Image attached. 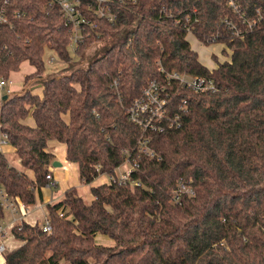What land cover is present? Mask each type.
I'll return each mask as SVG.
<instances>
[{
	"label": "trees",
	"instance_id": "1",
	"mask_svg": "<svg viewBox=\"0 0 264 264\" xmlns=\"http://www.w3.org/2000/svg\"><path fill=\"white\" fill-rule=\"evenodd\" d=\"M238 3L248 17L258 8L264 13V0ZM1 9L8 23L0 24V78L24 62L33 67L23 79L26 89L0 101V136L23 168L9 165L0 151V186L25 206L46 184L54 160L49 142L65 145L83 184L121 163L120 150L140 137L126 109L149 81L164 77L161 68L211 78L217 89L176 95L174 103L185 100L187 108L182 125L150 134L160 160H140L131 176L140 187L92 186L91 202L67 189L47 206L50 234L39 224L13 227L20 245L4 255L6 264H264V18L238 39L223 24L234 18L226 0H136L114 8L113 24L98 22L77 51L80 59L98 45L84 67L70 57L57 6L0 0ZM184 24L201 44L224 45L230 59L203 66ZM46 50L67 70L44 75ZM179 179L193 195L174 201ZM4 211L0 206V219ZM96 235L113 245L97 244Z\"/></svg>",
	"mask_w": 264,
	"mask_h": 264
},
{
	"label": "built area",
	"instance_id": "2",
	"mask_svg": "<svg viewBox=\"0 0 264 264\" xmlns=\"http://www.w3.org/2000/svg\"><path fill=\"white\" fill-rule=\"evenodd\" d=\"M48 5H55L63 19L64 26L68 29V45L69 53L77 57V51L85 44V42L92 36L98 28V22L103 21L113 24L117 15L114 8L126 3H134L136 0H47ZM6 3V2H5ZM234 18L226 17L223 24L231 33L238 39H243L245 35L252 31L261 19L264 18L262 9L258 8L254 15L248 17L240 8L238 0H226ZM16 16L19 13H15ZM188 22V17L184 18ZM175 24H180L181 21L175 20ZM8 19L3 9L0 10V24H7ZM187 34H192V29L184 24ZM96 33V32H95ZM98 37V36H97ZM4 48V47H3ZM53 62L51 58L49 64ZM162 79H155L149 81L140 91L139 95L135 97L126 109L127 119L133 125L140 129V137L135 146L131 149L120 150L122 161L110 173H100L99 176H105L106 184L129 183L130 187H140L139 181L131 180L132 174L138 171L140 160L143 158L154 159L159 161V155L150 146V134L164 133L168 130L177 129L182 125V115L187 111L185 100L181 104H175L174 98L182 91H191L193 93L215 92L216 86L211 78L205 76H193L186 73H179L176 71L165 72ZM11 81L9 78H0V92L4 95L13 94L10 88ZM117 81L114 80L112 86L116 89ZM118 94V93H117ZM7 143L5 135L0 136V148ZM99 172V167L95 168ZM46 187L55 188L56 181L49 172L46 175ZM174 201H178L182 195H193V190L189 185L178 180L176 188L172 192ZM16 199L8 196L4 189L0 186V206L5 211L16 212ZM21 209L25 205L20 203ZM61 216V209L58 210ZM8 226L0 225V255L6 250L5 245L1 239L5 235V230L11 231L14 222ZM43 232L50 234L51 226L48 218L41 225ZM1 264H6L5 260Z\"/></svg>",
	"mask_w": 264,
	"mask_h": 264
},
{
	"label": "rangeland",
	"instance_id": "3",
	"mask_svg": "<svg viewBox=\"0 0 264 264\" xmlns=\"http://www.w3.org/2000/svg\"><path fill=\"white\" fill-rule=\"evenodd\" d=\"M239 1V0H238ZM187 42L189 43V46L196 52L199 62L205 66L207 69H213L217 67V63L228 61L230 59V50L225 48L224 45L219 43H211V44H201L198 40L194 38L192 35L186 36ZM69 52V49H67ZM224 50V51H223ZM98 51V45H93L92 47L85 50V53L83 54L80 59L76 56H72L70 53V57L72 58V61L78 62L80 66H87L88 65V59H90L95 52ZM53 59V62L49 64V60ZM43 67H44V75L52 74V73H58L63 70H67L68 65L63 63L59 60L57 55L49 50H46L43 54ZM77 65V66H79ZM33 72V67L30 66L27 62H24L19 65V70L17 72L10 73L9 80L12 82L10 85V88L14 91V94L20 93L23 90L26 89L23 84V79L26 75ZM37 86V85H36ZM32 92L40 94V89L38 87L30 88ZM12 95V94H10ZM9 96V95H8ZM1 101V100H0ZM65 148V146H64ZM55 152L58 153V149H55ZM14 155V156H13ZM9 162L10 164L17 168L19 171H23V168L20 166L18 160L16 159L15 154H8ZM59 172L61 173V178H63L65 175L69 177L67 179L68 181L61 182L60 178V184H59V190L63 191L65 187L75 186L78 185L79 178L77 173V168L74 164H67V162H64L63 167L59 169ZM107 183V179L105 176H99L95 178L90 184H79V191L78 194L87 202L90 201L91 194H90V187L91 186H98L100 184ZM45 221V217L41 216L40 219H38V224L42 225ZM95 242L99 245L104 246H112L113 242L109 238L101 235H96ZM4 244V243H3ZM5 245V244H4ZM6 247V246H5ZM8 247L4 251V253L0 256L1 259L4 255L8 253ZM3 261V260H2Z\"/></svg>",
	"mask_w": 264,
	"mask_h": 264
},
{
	"label": "crops",
	"instance_id": "4",
	"mask_svg": "<svg viewBox=\"0 0 264 264\" xmlns=\"http://www.w3.org/2000/svg\"><path fill=\"white\" fill-rule=\"evenodd\" d=\"M3 96H4V94H2L0 92V100H2ZM25 123L28 126L34 125V121L31 117H28L26 119ZM64 146H65L64 144L53 141V142H49L48 147H47V150L50 151L54 155L53 161H56L60 164L59 167H52V164H51L48 168L49 172L51 173V175L53 176V178L56 181V187L52 188V189L47 188L46 187L47 183H46L45 186L40 189V195L38 196L36 194L35 203L33 205H30V206H25L24 209H21L19 202H15L16 203V212L4 211V215L0 219V225H2L3 227L8 226L10 223L13 222V219L16 220L13 223L14 226H18L23 222L30 224V225L38 224V219H40L41 216L45 217V220L47 219V206L49 204H54V203L61 201L63 194L67 189L76 188L77 191H79V184L80 183L82 184V182L79 178V174H78V178H79L80 183L78 185L65 187V189L63 191L59 190V184H60L59 180L62 177L61 173L59 172V169L63 167L64 162H67V164H74L77 168V173H78L77 165L75 163H70L66 160V156H65L66 155V147L64 148ZM55 149L56 150L58 149V153L55 152ZM0 151L6 156L8 164L11 165L9 162L8 154H15L13 147L10 146L8 143H6L5 145H3L0 148ZM16 159H17V157H16ZM18 162H19V160H18ZM25 173L27 174V176L29 178H33L31 172L25 171ZM67 179H69V177L65 175L63 178H61V182L68 181ZM92 199H93V197L91 195L90 201H87V202H91ZM1 242L5 244L6 249L8 247L9 252L14 250L15 248H17L20 245V242L15 240L14 237L12 236L11 231H8V230H5V235L1 239ZM2 258L3 259L0 258V264L3 262L2 260H4V256Z\"/></svg>",
	"mask_w": 264,
	"mask_h": 264
},
{
	"label": "water",
	"instance_id": "5",
	"mask_svg": "<svg viewBox=\"0 0 264 264\" xmlns=\"http://www.w3.org/2000/svg\"><path fill=\"white\" fill-rule=\"evenodd\" d=\"M6 98H7V95H4L2 97V100L6 99ZM59 166H60V164L58 162H56V161H53L52 162V167H59Z\"/></svg>",
	"mask_w": 264,
	"mask_h": 264
}]
</instances>
